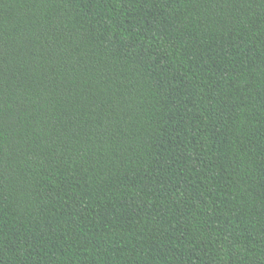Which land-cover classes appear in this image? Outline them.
<instances>
[{"label": "trees", "instance_id": "trees-1", "mask_svg": "<svg viewBox=\"0 0 264 264\" xmlns=\"http://www.w3.org/2000/svg\"><path fill=\"white\" fill-rule=\"evenodd\" d=\"M0 264H264V0H0Z\"/></svg>", "mask_w": 264, "mask_h": 264}]
</instances>
